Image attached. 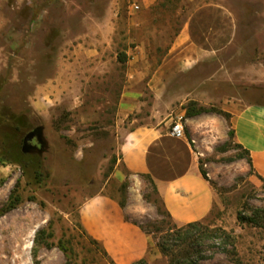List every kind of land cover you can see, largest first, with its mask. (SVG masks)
I'll return each mask as SVG.
<instances>
[{
    "label": "rangeland",
    "instance_id": "374dc122",
    "mask_svg": "<svg viewBox=\"0 0 264 264\" xmlns=\"http://www.w3.org/2000/svg\"><path fill=\"white\" fill-rule=\"evenodd\" d=\"M261 1L227 3L258 9ZM188 7L185 0H160L149 10L146 0H0V156L22 150L38 126L45 145L23 166L0 161V264H116L81 220V206L101 192L150 234L148 264L171 263L162 245L177 257L189 253L192 264H264V226L244 221L264 210V180L254 175L218 98L193 119L180 116L216 193L188 243L177 239L186 224L165 212L154 182L131 176L120 161L124 127L174 111H165L146 79L135 86L144 90L138 110L121 118L118 102L130 73L162 63L186 20L177 10ZM223 59L228 79L213 83V93L264 103V81L244 77L248 61H264V28L240 31ZM211 72L202 68L200 77Z\"/></svg>",
    "mask_w": 264,
    "mask_h": 264
},
{
    "label": "crops",
    "instance_id": "0c3cea01",
    "mask_svg": "<svg viewBox=\"0 0 264 264\" xmlns=\"http://www.w3.org/2000/svg\"><path fill=\"white\" fill-rule=\"evenodd\" d=\"M157 1L160 0H146L148 10ZM227 1L185 0L189 7L177 12H185L186 20L167 56L153 72L130 73L119 96L118 115L125 118L138 110L144 90L135 86L145 79L146 89L161 98L159 103L166 105L165 111L169 105L173 108L168 117L173 113L184 116L189 102L206 106L215 96L221 109L231 114L235 140L249 151L254 175L264 179V103L212 91L213 83L228 79L223 57L238 42L240 31L264 28V0H260L258 9L241 2L237 10ZM202 68L212 70L211 74L200 77ZM244 72L252 83L264 81V61H248ZM168 117L152 114L151 121L145 124L124 127L120 161L131 176L152 177L172 220L182 225L201 222L214 208L216 193L201 172L189 137L178 139L170 134L174 117ZM80 215L88 232L105 246L116 264H133L148 258L150 234L126 220V212L117 199L101 192L81 206Z\"/></svg>",
    "mask_w": 264,
    "mask_h": 264
},
{
    "label": "trees",
    "instance_id": "16d2710c",
    "mask_svg": "<svg viewBox=\"0 0 264 264\" xmlns=\"http://www.w3.org/2000/svg\"><path fill=\"white\" fill-rule=\"evenodd\" d=\"M120 61L125 62L126 56L120 57ZM206 111H208V109L206 107L198 106L197 102L191 101L188 104V106L186 107V116L192 117V116L199 115V114L206 112ZM221 113H224L227 116L229 115L226 112H221ZM232 133L234 134V132H232ZM238 145L248 155V161L251 165V159L249 157V151L244 149L241 144H238ZM30 155H31L30 153H24L21 149H17V151H15V150L13 151V154H8V155L3 154L2 156H0V161L12 159V160L18 161L23 166L25 164L31 163V161L27 160V158H29ZM35 165H37L39 168V167H41V162L37 161L35 163ZM41 176H42L41 171L37 170L36 171V177L38 178V180L41 179ZM147 177H149L151 179V181L154 182V180L152 179V177L150 175H147ZM260 179L264 180L263 178H260ZM155 189L157 191L156 185H155ZM11 206H13V205H11ZM243 219H246V218L243 217ZM244 221H248L249 223H251L253 225L264 226V210H258L256 213L253 214V216L248 218V220H244ZM200 226H201V222H192V223L186 224L184 229L178 231L177 239L182 241L183 244L188 243L189 239L192 237L193 232L195 230H197ZM162 250L166 255L172 256V260H171L170 264H192L193 263L191 261L189 253L188 254L187 253L182 254L181 255L182 257H177V256H174L173 251H170L168 246L162 245ZM181 258H182V260H181ZM133 264H148V262L145 258H143V259H140V260L134 262Z\"/></svg>",
    "mask_w": 264,
    "mask_h": 264
},
{
    "label": "water",
    "instance_id": "95a60500",
    "mask_svg": "<svg viewBox=\"0 0 264 264\" xmlns=\"http://www.w3.org/2000/svg\"><path fill=\"white\" fill-rule=\"evenodd\" d=\"M43 134H44V128L42 126H38L32 129L31 131H29L23 139V147H22L23 152L30 153L32 150L35 149V146L31 144L34 138H37L38 142L43 145L44 144Z\"/></svg>",
    "mask_w": 264,
    "mask_h": 264
},
{
    "label": "built area",
    "instance_id": "2783aa9c",
    "mask_svg": "<svg viewBox=\"0 0 264 264\" xmlns=\"http://www.w3.org/2000/svg\"><path fill=\"white\" fill-rule=\"evenodd\" d=\"M169 132L175 138L178 139L187 138L185 125L181 117L173 118ZM192 142L195 143V140H192Z\"/></svg>",
    "mask_w": 264,
    "mask_h": 264
},
{
    "label": "flooded vegetation",
    "instance_id": "af4514ba",
    "mask_svg": "<svg viewBox=\"0 0 264 264\" xmlns=\"http://www.w3.org/2000/svg\"><path fill=\"white\" fill-rule=\"evenodd\" d=\"M33 146H35L34 150H42L44 148V144L42 145L41 143L38 142L37 138H34V140L31 142Z\"/></svg>",
    "mask_w": 264,
    "mask_h": 264
}]
</instances>
